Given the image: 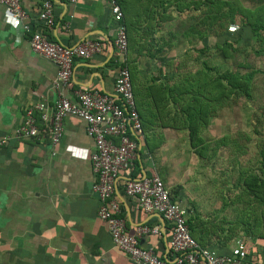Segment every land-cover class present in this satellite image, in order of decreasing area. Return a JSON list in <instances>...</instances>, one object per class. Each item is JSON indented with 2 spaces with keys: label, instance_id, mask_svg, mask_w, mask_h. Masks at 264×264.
<instances>
[{
  "label": "crops",
  "instance_id": "1",
  "mask_svg": "<svg viewBox=\"0 0 264 264\" xmlns=\"http://www.w3.org/2000/svg\"><path fill=\"white\" fill-rule=\"evenodd\" d=\"M43 1L21 0L27 14L24 23L33 31L63 46L87 40L102 44L100 53L75 59L66 91L70 99L77 91L115 96L118 70L128 68L141 124L140 132H132L137 143L133 176L157 175L162 180L187 212L190 234L201 247L229 255L242 243L247 252L243 264H264V208L256 207L249 216L247 199H237L242 185L233 186L226 173L224 185H217L215 159L221 154L201 159L191 150L187 132L169 126L173 114L169 116L168 109L174 113V107L164 105L166 94L152 89L168 80L157 60L148 58L155 61L152 65L127 50L121 63L113 48L119 24L108 1L78 0L72 5L50 0L54 20L44 27L38 22ZM21 25L12 24L0 4V140L8 138L0 146V264H134L112 245L106 224L97 217L90 166L94 143L86 124L73 116L65 118L54 156L47 142L12 138L26 108L38 102L52 105L57 98L52 81L58 67L31 50L29 34ZM127 177L120 173L113 196L126 232L132 234L138 226L157 228L158 235L143 236L140 244L162 260L172 259L171 224L157 213L143 212L137 200L127 196Z\"/></svg>",
  "mask_w": 264,
  "mask_h": 264
},
{
  "label": "built area",
  "instance_id": "2",
  "mask_svg": "<svg viewBox=\"0 0 264 264\" xmlns=\"http://www.w3.org/2000/svg\"><path fill=\"white\" fill-rule=\"evenodd\" d=\"M75 5L78 0H67ZM113 19L118 23L113 48L121 63L127 53V35L122 11L116 0H107ZM12 24H22L29 34L31 50L57 65L58 71L52 81L57 98L52 105L38 102L24 110L21 124L13 133L17 141L31 139L47 142L51 155L62 140L65 118L73 116L86 124V134L93 140L94 150L90 155V166L95 176L92 192L99 206L97 217L108 229L112 245L123 252L134 264H243L247 252L242 243H237L229 255H218L201 247L191 236L187 225V212L172 199L170 191L157 176L135 177L137 143L132 132H140L141 124L136 111L130 73L122 66L114 80L115 96L98 91H77L70 99L66 95L72 77L75 59H88L102 50V44L87 40L73 46H63L49 41L40 31H33L24 23L27 14L21 0H0ZM53 6L44 0L38 15V22L44 27L53 23ZM18 22V23H17ZM117 98V100H116ZM7 139L0 140V146ZM126 173L124 186L127 196L137 200L139 208L145 213H157L171 224L168 250L170 260H162L150 247L140 244L143 236L158 235L157 228L138 226L132 234L126 232L124 221L120 218V208L113 199L120 173Z\"/></svg>",
  "mask_w": 264,
  "mask_h": 264
},
{
  "label": "trees",
  "instance_id": "3",
  "mask_svg": "<svg viewBox=\"0 0 264 264\" xmlns=\"http://www.w3.org/2000/svg\"><path fill=\"white\" fill-rule=\"evenodd\" d=\"M245 1L250 7L244 6L242 0H157L149 3L136 0L134 3L138 6L131 13L128 22L124 20L121 22L128 35L127 50L131 53L136 49L140 55L143 50L137 43L139 33L150 36L158 30L162 20H173L174 14L201 10L203 16L197 21L198 26L194 32L198 34L202 47L196 49L195 53L207 58L211 51H215L224 61L230 60L234 58V53L238 52V46L244 43L243 47H246L253 56H264V0ZM116 2L122 5L125 12L128 0ZM146 23L152 24L153 30L150 31V27L145 26L140 32L138 27L142 28ZM235 28L239 29V34L234 42L223 41L219 44L216 41L212 46L207 44L211 36L217 38L227 29ZM220 30L222 31L219 32ZM161 49L162 47L158 45V49L154 51L153 56H149V59H156V53ZM157 64L163 69V73L165 71L171 75L169 81L166 80V83L152 88L167 95L164 105L170 103L174 107V113L171 112L172 108L168 109L167 114L169 116L173 114L169 126L174 130L187 132L191 150L201 159L207 154L215 153L220 147H228L227 137L205 142L202 134L208 128L214 114L227 106L232 97L252 100L255 77L261 73L260 70L245 60L237 63L235 70L226 69L221 72L209 66L208 59L202 60L194 71L187 72L180 70V65L174 60L169 59L165 62V59L158 58ZM156 80L153 79V83H156ZM237 180L241 181L243 188V197L238 195L237 199H247L248 215L251 216L256 207L264 208V136L255 171L244 177L241 174ZM253 226L256 227L255 224Z\"/></svg>",
  "mask_w": 264,
  "mask_h": 264
},
{
  "label": "rangeland",
  "instance_id": "4",
  "mask_svg": "<svg viewBox=\"0 0 264 264\" xmlns=\"http://www.w3.org/2000/svg\"><path fill=\"white\" fill-rule=\"evenodd\" d=\"M143 1L149 3V1L155 2L157 0ZM134 2L136 0H128L125 12L123 10L125 22H128V19L132 15L131 13L138 6ZM242 4L250 7V4L245 0H242ZM174 16L173 20H162L158 30L154 34H150V36L149 34L139 33L140 38H138L137 43L140 44L143 50L139 57L144 58V61L152 65L155 64V61L152 62L148 58L149 56H153L154 51L160 45L162 49L156 53V60L158 58L165 59V62L169 59L174 60L180 65V70H184L185 72L194 71L199 67L200 62L206 59H208L209 66L217 68V71L220 72L226 69L235 70L236 64L242 60H245L261 72L255 77L252 100L248 101L243 98L232 97L227 106L214 114L208 128L202 134L205 142L219 140L223 136L229 140L228 147H222L215 152L216 154H221L219 158L215 159V164H217L215 172L216 175H220V177H217V185L223 184L221 181L222 179L224 180V173L231 179L230 183L233 186L242 185L241 181H238L237 178L241 174L244 177L255 171L260 144L264 136V56H253L246 47H243V43L242 46H238L239 50L237 53H234L233 59L224 61L215 51H211L209 57L204 58L195 53L196 49L202 47V44L198 34L194 32L198 26L196 24L197 21L203 16L202 11L184 12L174 14ZM146 24H143L142 28L141 26L138 27L140 32L145 26H149L150 31L153 30L152 24ZM199 29L201 30V26ZM238 34L239 29L237 28L227 29L225 33L217 38L210 35L211 37L207 41V44L212 46L216 41L219 44L223 41L234 42ZM134 52L137 53L136 49ZM155 70H157L156 67ZM170 78L171 75H168V81ZM219 163L220 165H218ZM170 165L171 163L168 164V168Z\"/></svg>",
  "mask_w": 264,
  "mask_h": 264
},
{
  "label": "clouds",
  "instance_id": "5",
  "mask_svg": "<svg viewBox=\"0 0 264 264\" xmlns=\"http://www.w3.org/2000/svg\"><path fill=\"white\" fill-rule=\"evenodd\" d=\"M9 19H12V17L9 15ZM18 23V22H17Z\"/></svg>",
  "mask_w": 264,
  "mask_h": 264
}]
</instances>
